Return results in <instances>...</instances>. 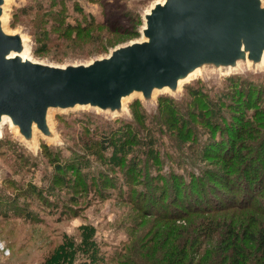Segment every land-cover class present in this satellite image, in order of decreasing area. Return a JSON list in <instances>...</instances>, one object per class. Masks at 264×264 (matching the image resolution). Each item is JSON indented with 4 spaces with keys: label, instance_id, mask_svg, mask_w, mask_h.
<instances>
[{
    "label": "rangeland",
    "instance_id": "obj_1",
    "mask_svg": "<svg viewBox=\"0 0 264 264\" xmlns=\"http://www.w3.org/2000/svg\"><path fill=\"white\" fill-rule=\"evenodd\" d=\"M158 1L5 0L2 25L7 33L21 34L25 45L23 53L33 61L54 66L85 64L109 55L115 47L143 40V14ZM261 3L264 5V0ZM63 5L66 8L64 22L73 24L79 20L83 23L84 14L92 15V21L100 23V33L88 43L87 39L81 44L66 42L56 20L59 7L63 8ZM80 8L85 13H81ZM234 75L251 81L253 88L262 89L258 98L242 107L252 104L264 107L263 58L260 65L240 64L234 70L204 67L184 81L174 94L160 90L146 103L141 95L133 94L125 99L121 113L97 111L89 106H76L72 110L52 109L47 117L52 138L37 131L31 143H26L18 128L3 122L0 126V243L8 254L0 251V264L40 263L47 250L59 244L64 236H71V240L78 243L82 239V229L93 230L89 241L93 239L99 245L97 253L103 258L97 264H111V258L120 260L116 254L128 246L125 244L128 240L137 238L139 243L148 246L150 235L143 232L150 218L140 215L133 204L134 195L129 197L126 191H137L141 180H156L168 166L177 163L194 162L198 167L224 175L220 178L222 181L227 173L218 158L207 155L201 160L192 152L206 137L205 133H198L203 124L194 120L197 116L208 117L207 113L200 116L190 114V109V115L180 111L179 118H176L173 111L167 113L164 104L159 103L160 96L183 101L187 98L186 88L196 87L199 83H203L204 89L212 95L225 93L226 80ZM241 98L237 95L239 102L235 100V103L243 104ZM234 106L230 112L235 111ZM238 117V114L230 116L234 128L242 125ZM179 121L183 126L173 124ZM124 124L131 127L130 130L136 129L137 134L132 136L135 143L131 148L138 152L130 153L128 149L132 141H127L123 151L126 153L119 165L114 164L116 167L110 170L109 160L107 163L102 160L103 156L108 157L107 154L95 142H99L97 139L102 131L113 126L112 131L119 132ZM148 127L151 136L145 140L144 132ZM229 127L224 124L225 129ZM196 129L198 134L193 135ZM180 133H186V136L181 137ZM147 143L151 146H146ZM261 157L264 160V153ZM111 158L114 156L108 159ZM58 161L63 168L56 171L54 163ZM73 162L80 165L85 175L75 177V171L70 167ZM235 175L230 173L227 182L235 185ZM60 177L65 178L62 179L65 183L59 180ZM139 220H143L144 225L138 223ZM84 256L75 254L79 264H92L88 258L83 261Z\"/></svg>",
    "mask_w": 264,
    "mask_h": 264
},
{
    "label": "trees",
    "instance_id": "obj_2",
    "mask_svg": "<svg viewBox=\"0 0 264 264\" xmlns=\"http://www.w3.org/2000/svg\"><path fill=\"white\" fill-rule=\"evenodd\" d=\"M65 9L64 5L59 7L56 20L66 42L81 44L87 39L88 43L100 33V23L93 22L92 15L84 14L83 23L79 20L73 24L64 22ZM78 10L85 13L83 8ZM240 78V75L228 78L225 93L212 95L204 89L203 83H199L196 87L186 88L187 98L183 101L160 96L159 103L164 104L167 113L173 111L176 118H179L180 111H185L187 116L207 113L208 117L197 116L194 120L203 126L193 135L200 132L206 137L192 152L201 160L207 155L218 158L227 173L222 181L224 175L198 167L194 162L177 163L168 166L156 180H141L137 191H126L129 197L134 195L136 202L133 204L140 215L150 218L143 232L150 235V242L145 246L137 238L128 240L125 242L128 246L122 249L125 252L121 250L116 254L120 260L111 258V264H264V160L261 157L264 153V107H255L254 104L242 107L258 98L262 89L253 88L251 81ZM237 95L242 96L240 101L243 100V104L235 103ZM233 105L235 111L230 112ZM190 109L191 113L188 112ZM235 114L242 122L239 128L232 127L234 120L230 116ZM173 124L183 126L180 121ZM224 124L230 127L225 129ZM112 128L102 131L97 139L99 142H95L107 154L108 157L102 154V160L103 163L109 160L110 170L119 165L126 153L123 152L126 142L134 140L132 136L137 134L136 129L130 130L126 124L119 132H113ZM144 133L146 140L151 136V129L148 127ZM181 135L184 137L186 133ZM133 143L135 141L129 145L130 153L138 152L131 148ZM146 146L151 145L147 143ZM109 156L114 158L108 159ZM54 164L56 171L63 168L59 161ZM79 166L74 162L70 164L76 178L85 175ZM230 173L236 174L235 185L227 182ZM179 221L183 223L178 224ZM138 223L144 225L143 220ZM81 231L82 239L78 243L73 242L71 236H64L37 264H79L76 253L85 255L83 261L88 258L92 264L102 262L103 258L97 253L99 245L93 239L89 241L93 230Z\"/></svg>",
    "mask_w": 264,
    "mask_h": 264
},
{
    "label": "water",
    "instance_id": "obj_3",
    "mask_svg": "<svg viewBox=\"0 0 264 264\" xmlns=\"http://www.w3.org/2000/svg\"><path fill=\"white\" fill-rule=\"evenodd\" d=\"M0 0V126L3 117L31 143L33 127L47 138L49 109L89 106L113 114L133 94L177 91L179 80L204 67L260 65L264 54L261 0H160L143 14V40L115 47L85 64L54 66L23 58L19 32L2 25Z\"/></svg>",
    "mask_w": 264,
    "mask_h": 264
},
{
    "label": "bare ground",
    "instance_id": "obj_4",
    "mask_svg": "<svg viewBox=\"0 0 264 264\" xmlns=\"http://www.w3.org/2000/svg\"><path fill=\"white\" fill-rule=\"evenodd\" d=\"M24 40V39H23ZM27 48V47H26ZM25 50V49H24ZM24 50H23V52H24ZM23 52H21L20 54H21V56L23 57V58H26L27 56L23 53ZM29 58V57H28ZM263 58H264V54H263ZM30 59V58H29ZM32 60V59H31ZM263 60V59H262ZM36 61V60H35ZM200 70L199 69H195L194 71H192L186 78H184L183 80H179V84H178V88H177V90L179 89V87L181 86V84L184 82V81H187L189 78H190V76L191 75H193L194 73H197V72H199ZM163 90H167L166 88H164ZM155 92H157L156 90H154L153 92H152V95H154V93ZM124 103H125V99H123V101H122V105L124 106ZM52 109H49L48 110V115H49V112L51 111ZM3 122H8L9 124H10V121H9V119L7 118V117H3V119H2V122H1V124L3 123ZM34 129H33V135L38 131L37 130V128H35V127H33ZM32 139H33V137H32Z\"/></svg>",
    "mask_w": 264,
    "mask_h": 264
},
{
    "label": "built area",
    "instance_id": "obj_5",
    "mask_svg": "<svg viewBox=\"0 0 264 264\" xmlns=\"http://www.w3.org/2000/svg\"><path fill=\"white\" fill-rule=\"evenodd\" d=\"M0 251H2L5 255L8 254V251L3 247V245L0 243Z\"/></svg>",
    "mask_w": 264,
    "mask_h": 264
}]
</instances>
